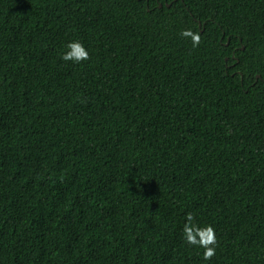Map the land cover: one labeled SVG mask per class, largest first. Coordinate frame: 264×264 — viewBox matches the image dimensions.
Returning a JSON list of instances; mask_svg holds the SVG:
<instances>
[{
  "label": "trees",
  "instance_id": "16d2710c",
  "mask_svg": "<svg viewBox=\"0 0 264 264\" xmlns=\"http://www.w3.org/2000/svg\"><path fill=\"white\" fill-rule=\"evenodd\" d=\"M0 264H264V0H0Z\"/></svg>",
  "mask_w": 264,
  "mask_h": 264
},
{
  "label": "clouds",
  "instance_id": "9594fccd",
  "mask_svg": "<svg viewBox=\"0 0 264 264\" xmlns=\"http://www.w3.org/2000/svg\"><path fill=\"white\" fill-rule=\"evenodd\" d=\"M185 38H190L193 47H197L201 37L193 33L191 30H185L181 33ZM68 51L62 54L61 59L64 61H72L73 63H81L90 59L85 47L79 42H70L67 46ZM194 217L191 213L186 214V221L183 227V238L189 245L202 248L204 251L202 257L204 260H211L215 256V246L217 244L215 230L212 226L207 225L198 227L192 223Z\"/></svg>",
  "mask_w": 264,
  "mask_h": 264
}]
</instances>
